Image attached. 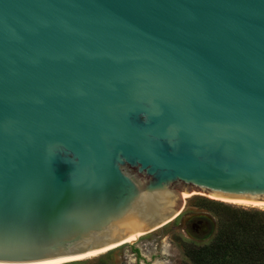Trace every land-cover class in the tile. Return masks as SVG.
I'll list each match as a JSON object with an SVG mask.
<instances>
[{
  "label": "water",
  "instance_id": "water-1",
  "mask_svg": "<svg viewBox=\"0 0 264 264\" xmlns=\"http://www.w3.org/2000/svg\"><path fill=\"white\" fill-rule=\"evenodd\" d=\"M194 191L264 203V0H0V264L125 244Z\"/></svg>",
  "mask_w": 264,
  "mask_h": 264
},
{
  "label": "rangeland",
  "instance_id": "rangeland-1",
  "mask_svg": "<svg viewBox=\"0 0 264 264\" xmlns=\"http://www.w3.org/2000/svg\"><path fill=\"white\" fill-rule=\"evenodd\" d=\"M225 206L255 205L236 204L193 193L185 198L177 217L143 234L137 241L121 244L95 256L61 264H88L100 259H105L109 264H191L184 253V244L208 241L216 229L220 210ZM135 248L139 250V254Z\"/></svg>",
  "mask_w": 264,
  "mask_h": 264
},
{
  "label": "trees",
  "instance_id": "trees-1",
  "mask_svg": "<svg viewBox=\"0 0 264 264\" xmlns=\"http://www.w3.org/2000/svg\"><path fill=\"white\" fill-rule=\"evenodd\" d=\"M183 247L191 264H264V208L225 206L208 241ZM88 264L109 263L100 259Z\"/></svg>",
  "mask_w": 264,
  "mask_h": 264
},
{
  "label": "bare ground",
  "instance_id": "bare-ground-1",
  "mask_svg": "<svg viewBox=\"0 0 264 264\" xmlns=\"http://www.w3.org/2000/svg\"><path fill=\"white\" fill-rule=\"evenodd\" d=\"M193 193H201V194L207 195V196H209L211 198L220 199V200H224V201L231 202V203H236V204H248V205H255V206L264 207V203H262V202H251V201L236 200V199L229 200V199H224V198L211 196V195H209L207 193L199 192V191H194V192H191L190 194H193ZM190 194H183V197L186 198ZM145 233L146 232H141V233H138V234L134 235L130 239L126 240V243L127 242L137 241ZM117 246L118 245H114V246L106 247V248H103V249H100L98 251L91 252V253H88V254H84V255H80V256H76V257H71V258H67V259H62V260H58V261H54V262L39 263V264H61V263L72 261V260L84 259V258H87V257H90V256H95V255L101 254V253L106 252V251H108L110 249H113V248H115Z\"/></svg>",
  "mask_w": 264,
  "mask_h": 264
}]
</instances>
